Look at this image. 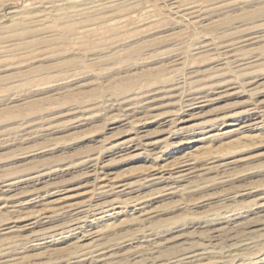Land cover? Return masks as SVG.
I'll return each instance as SVG.
<instances>
[{
	"label": "rangeland",
	"instance_id": "374dc122",
	"mask_svg": "<svg viewBox=\"0 0 264 264\" xmlns=\"http://www.w3.org/2000/svg\"><path fill=\"white\" fill-rule=\"evenodd\" d=\"M259 103L264 0H0V264H264Z\"/></svg>",
	"mask_w": 264,
	"mask_h": 264
},
{
	"label": "bare ground",
	"instance_id": "6f19581e",
	"mask_svg": "<svg viewBox=\"0 0 264 264\" xmlns=\"http://www.w3.org/2000/svg\"><path fill=\"white\" fill-rule=\"evenodd\" d=\"M182 2H183V0H181ZM187 1V0H186ZM209 1V0H208ZM224 1H226V0H224ZM232 1V0H231ZM75 2V1H74ZM185 2V1H184ZM189 2V1H188ZM199 2V1H198ZM198 2H196V4H198ZM211 2V1H210ZM228 2V1H227ZM205 3V2H204ZM212 3V2H211ZM215 3V2H214ZM217 3V2H216ZM223 3H225V2H223ZM234 3V2H233ZM237 3V2H236ZM80 4V3H79ZM78 4V5H79ZM120 4V3H119ZM175 4V3H174ZM177 4H179V3H177ZM188 4V3H187ZM193 4V3H192ZM220 4V3H219ZM222 4V3H221ZM227 4V3H226ZM176 5V4H175ZM183 5H184V3H183ZM209 7L208 8H210L211 7V5L212 4H210L209 3ZM126 6V5H125ZM186 6V5H185ZM191 6V5H190ZM205 6V5H204ZM213 6H215V5H213ZM77 7V6H76ZM105 7V6H104ZM183 7V6H182ZM182 7H180V8H182ZM197 7V6H196ZM200 8H201V6H199ZM199 7L197 8V9H199ZM86 8V7H85ZM92 8V7H91ZM191 8L192 7H189V8H187V7H183L182 8V11L184 12V16H190V17H194L195 16V12L193 11V10H191ZM220 8V7H219ZM76 9V8H75ZM90 9V8H89ZM178 9H179V7H178ZM212 9V8H211ZM213 9H215V8H213ZM218 9V8H217ZM69 10H71V9H69ZM85 10V9H84ZM93 9H91V11H92ZM200 10H202V9H199V11ZM209 10V9H208ZM223 10V9H222ZM75 11V10H74ZM218 11V10H217ZM44 12V11H43ZM76 12V11H75ZM102 12V11H101ZM50 13V12H49ZM61 13H63V12H61ZM60 13V14H61ZM68 13V12H67ZM79 13V12H78ZM126 13V12H125ZM197 13V12H196ZM44 14H46V13H44ZM65 14V13H64ZM37 15V14H36ZM49 15V14H48ZM55 15H57V12H56V14ZM59 15V14H58ZM63 14H61V15H59V16H61L62 18H63V16H62ZM101 15V14H100ZM179 15V14H178ZM43 16V15H42ZM67 16V15H66ZM92 16V15H91ZM198 16V15H197ZM56 17V16H55ZM89 17V16H88ZM178 17V16H177ZM44 18V17H43ZM49 18V17H48ZM54 18V17H53ZM58 18V17H57ZM60 18V17H59ZM93 18V17H92ZM99 18V17H98ZM101 18V17H100ZM180 18H182V16L180 17ZM45 19V18H44ZM90 19H91V17H90ZM118 19V18H117ZM33 20H34V18H33ZM37 20V19H36ZM185 20H187V19H185ZM23 21H25V20H23ZM28 21V20H27ZM191 21V20H190ZM213 22H215L214 20H213ZM219 22V21H218ZM33 23V22H32ZM198 26V25H197ZM206 26V25H205ZM70 27V26H69ZM70 29H71V27H70ZM67 30V29H66ZM239 34H240V32H239ZM235 39V38H234ZM230 41V40H229ZM228 43V42H227ZM251 47H252V45H251ZM250 47V48H251ZM254 50H256V48L254 49ZM253 51V50H252ZM202 94V93H201ZM182 95V94H181ZM199 96V95H198ZM204 100H198L196 103H195V101L193 102V103H189L188 105V107H190L189 109H193V108H196V107H201L202 106V102H203ZM192 102V101H191ZM195 104H201V105H199V106H195ZM204 105V104H203ZM151 107V106H150ZM185 108V107H184ZM137 110V109H136ZM141 111V110H140ZM248 111L250 112V113H253V114H255V116L256 117H254V119H253V122H251V124L249 123V124H247V126L248 125H252V124H259V123H264V119H262L263 118V116H264V103H259V104H255V105H253V106H250L249 107V109H248ZM134 112V111H133ZM174 112V111H173ZM193 113V112H192ZM156 114V113H155ZM175 116V115H174ZM179 116V115H178ZM123 117V116H122ZM177 117V116H176ZM180 117V116H179ZM173 118V117H172ZM183 118V117H182ZM177 119V118H176ZM187 119V118H186ZM174 121V120H173ZM181 123V122H180ZM170 124V123H169ZM173 124V123H172ZM128 125V124H127ZM36 127V126H35ZM190 128V126H182V127H179L178 128V130L177 131H183L184 132V130H187V129H189ZM37 129V128H36ZM176 129V128H175ZM21 130V129H20ZM170 131V130H169ZM170 133V132H169ZM24 134H26V133H24ZM143 135V134H142ZM33 136V135H32ZM27 140V139H26ZM136 139H134V138H129V139H127V140H125V141H123V142H121V145H125V146H120V149H126V148H132V147H134V146H136V144L135 143H137L136 141H135ZM143 145H145V146H151V147H153L154 145H155V143L152 141V142H148V143H143ZM147 149V148H146ZM154 149V148H153ZM131 150V149H130ZM31 151H33V150H31ZM30 152V151H29ZM28 152V153H29ZM36 152V151H35ZM38 152V151H37ZM36 152V153H37ZM153 152V151H152ZM151 152V153H152ZM27 153V154H28ZM33 153V152H32ZM155 153V152H154ZM24 155V154H23ZM28 155H31V153H29ZM159 155V154H158ZM162 157V156H161ZM188 157V156H187ZM90 158V157H89ZM94 161V160H93ZM92 160H91V165H90V172L89 173H98V168H99V166H98V163L97 162H93ZM96 161V160H95ZM183 161V160H182ZM182 161L181 162H179L181 165L180 166H178V168H180L179 169V171H177V174L178 175H175V177H172L171 176V173L172 172H170V171H168V170H171V169H169L165 164L164 165H162V166H158L159 168H158V170L156 171V172H154V177L153 178H151V180L153 181V180H156L157 182H165V181H170V180H172L173 178H183V177H185L188 173H184L185 171L187 172V170H189V168H184L185 166H188L189 165V163H185L186 161H185V159H184V161H183V163H182ZM178 165V164H177ZM103 166V165H102ZM174 166V165H173ZM176 166V165H175ZM181 167L182 168H184V169H181ZM174 168V167H173ZM193 168V167H192ZM213 168V167H212ZM87 172H88V170H87ZM170 172V173H169ZM192 172V171H191ZM40 174H42V173H40ZM88 174V173H87ZM31 175H33V174H31ZM30 177V176H29ZM150 177V176H149ZM20 178V177H19ZM28 178V177H27ZM31 178H33V177H31ZM34 178H36V177H34ZM10 179V178H9ZM24 179H26V177L24 178ZM29 179V178H28ZM108 178H105V177H102L101 178V180L100 179H98L100 182H104L105 180H107ZM18 180V179H17ZM32 180V179H31ZM174 180V179H173ZM22 181H24V180H22ZM9 182V181H8ZM10 182H12V181H10ZM18 182V181H17ZM19 183V182H18ZM152 183V182H151ZM14 182L13 183H8L7 184V186H9L11 189H12V187H14ZM173 185V184H172ZM121 186H124V185H121ZM110 188V187H113V185H112V183H110V184H102L101 185V188ZM117 187V186H116ZM120 187V186H119ZM121 188H123V187H121ZM126 188H128L127 186L126 187H124L122 190H118L119 192L121 191V192H124L125 190H126ZM8 189V188H7ZM14 189V188H13ZM17 189V188H16ZM111 189V188H110ZM171 190H172V188H170ZM177 190V189H176ZM4 191V190H3ZM10 191V190H9ZM114 191V190H113ZM7 192V191H6ZM107 193V192H106ZM125 193V192H124ZM121 194V193H120ZM155 194V193H154ZM96 195V194H95ZM9 196H10V194H9ZM4 198V197H3ZM34 201V200H33ZM118 202V201H117ZM40 204V203H39ZM102 205V204H101ZM108 205V204H107ZM42 208H44V207H42ZM46 208V207H45ZM89 209V208H88ZM111 209H113V208H111ZM55 211H56V209H55ZM45 212V211H44ZM80 213V212H79ZM25 214V213H24ZM100 215V214H99ZM36 216V215H35ZM43 216V215H42ZM96 216V215H95ZM39 217H40V215H39ZM38 217V218H39ZM49 217V216H48ZM48 217H47V219H48ZM13 218V217H12ZM23 218H25V217H23ZM30 218V217H29ZM44 218V217H43ZM43 218H42V220H43ZM82 218V217H81ZM86 218V217H85ZM41 219H38V220H35V221H32V222H30V223H28L25 227L28 229H30V228H33V226L34 225H36L37 223H39V222H41L40 221ZM51 221V220H50ZM49 221V222H50ZM3 224V223H2ZM76 225H78V224H76ZM73 227V226H72ZM84 231V230H83ZM3 234V233H2ZM40 236H41V234H40ZM92 253V252H91ZM89 255V254H88ZM96 255V254H95ZM203 255V254H202ZM91 259V258H90Z\"/></svg>",
	"mask_w": 264,
	"mask_h": 264
}]
</instances>
